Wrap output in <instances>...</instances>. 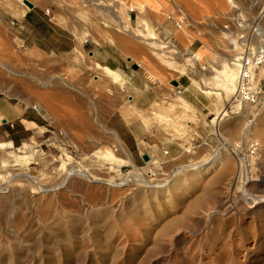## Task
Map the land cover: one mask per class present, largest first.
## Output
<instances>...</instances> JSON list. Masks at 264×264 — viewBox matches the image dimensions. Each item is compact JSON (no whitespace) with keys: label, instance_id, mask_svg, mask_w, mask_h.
<instances>
[{"label":"rangeland","instance_id":"obj_1","mask_svg":"<svg viewBox=\"0 0 264 264\" xmlns=\"http://www.w3.org/2000/svg\"><path fill=\"white\" fill-rule=\"evenodd\" d=\"M137 1L31 0L55 22L78 32L80 44L68 53L31 48L0 22V62L18 74L0 67V102L27 110L38 122L24 121L29 131L21 140L18 134L0 135V186L5 184L0 187V264H264V210L250 216L248 204L241 201L242 193L253 199L264 197L263 146L250 132L264 114V106L249 109L240 133L229 137L240 146L226 145L222 133V124L246 106L234 100L240 43L231 16L236 12L255 16L264 5L250 10L245 0H141L144 7H139ZM21 8H28L24 0H0V10L16 17ZM183 14L193 21V30L177 27L176 20ZM160 25L164 27L158 29ZM85 39L111 44L138 61L151 79L169 86L170 92L163 93L155 105L158 109H152L160 123L181 125L195 110L176 91L171 78L182 76L209 96L217 95L202 88L218 92L223 108L214 120L218 126L209 139V152L200 156L198 148L187 142L186 157L173 166L165 160L134 157L106 121L129 102L127 79L119 71L114 82L102 77V67L88 46H82ZM195 39L200 40L199 48L185 53ZM60 75L65 82L43 84ZM258 75L264 76V65ZM3 117L0 113V125ZM106 129L118 135L126 153ZM176 131L186 134L184 129L176 127ZM13 137L12 148L6 143ZM254 141L259 150L251 153ZM228 148L237 155L230 157L235 174L224 178L228 185L224 179L217 185L210 179L213 175L207 174L189 186L178 184L170 193L154 197L135 175L133 165L144 175L154 172L149 183L157 185L174 178L178 166L201 164L217 150ZM241 159L247 165V181ZM72 168L86 176L76 175L68 189L62 188ZM178 177L183 179L184 173ZM125 180L127 186L117 187ZM217 186L228 187L223 191L230 194L233 212L225 222L218 224L213 215L206 223L196 212L220 209L217 202L224 194L206 206L210 189ZM40 187L49 192L42 193ZM204 224L210 229L201 237ZM213 235L220 240L215 238L214 254H210Z\"/></svg>","mask_w":264,"mask_h":264},{"label":"crops","instance_id":"obj_2","mask_svg":"<svg viewBox=\"0 0 264 264\" xmlns=\"http://www.w3.org/2000/svg\"><path fill=\"white\" fill-rule=\"evenodd\" d=\"M34 5L30 8L26 4L28 8H21L20 17L0 10V22L31 48L68 53L79 46V34L73 27L55 22L47 10L40 5ZM162 27L164 25L158 26V29ZM168 35L171 33L169 32ZM199 43L200 40L195 39L185 53L198 49ZM82 46L83 48L88 46L91 57L102 69L114 73L119 71L127 79L130 87L129 102L117 108L106 118V121L108 126L117 131L134 157L139 155L142 161H146L143 155L148 154L149 157L165 160L173 166L177 160L186 157L184 145L187 142L193 143L198 148L200 156L209 152L212 146V141L209 139L218 126V114L223 108L222 101L217 96L201 93L192 82L182 76L171 78V83L172 80H178L177 86L173 84L176 91L195 110L193 116L183 120L181 125L173 124L171 121L160 123L152 115L154 113L152 109H158L155 105L163 93L170 92L169 86L159 79H151L138 61L124 56L109 43L101 44L93 39H85ZM27 112L25 109L12 108L8 103L0 102V113L4 116L0 125V135L18 134L21 140L23 138L21 136H25L29 131L24 121L38 125L36 118L27 115ZM215 119L217 120L214 121ZM176 127L186 130V134L178 133ZM15 141L13 137L6 144L13 148Z\"/></svg>","mask_w":264,"mask_h":264},{"label":"bare ground","instance_id":"obj_3","mask_svg":"<svg viewBox=\"0 0 264 264\" xmlns=\"http://www.w3.org/2000/svg\"><path fill=\"white\" fill-rule=\"evenodd\" d=\"M138 1H141V0H138ZM137 1V2H138ZM241 1V0H240ZM242 2V1H241ZM245 4H246V8L248 7L250 10L252 9H255L256 10V8H258L259 6H263L264 4V2H263V0H245V1H243ZM243 3V4H244ZM139 7H144V5H142V3L141 2H138V4H137ZM260 9V8H259ZM254 10V11H255ZM253 11V12H254ZM256 12V11H255ZM262 12H264V11H262ZM181 13V12H180ZM262 14V13H261ZM263 15V14H262ZM263 17H264V15H263ZM153 38L154 39H156V36L154 35L153 36ZM239 43H240V41H238ZM175 47V46H174ZM175 48H177V47H175ZM194 56V55H193ZM195 59H196V61L197 62H199L200 61V58H196V55H195ZM236 62V61H235ZM0 67L1 68H3V69H5L6 71H8V73L9 74H11V75H13V76H18V74H15L11 69H9L8 67H7V65H5L3 62H0ZM102 77H107L109 80H111V81H116V79H117V77H118V75L116 74V73H114L113 71H110V70H108V69H103V72H102ZM120 77V76H119ZM62 81L63 80V82H65L64 81V79L61 77V75L60 76H54V77H52L48 82H43V84L44 83H48V85L50 84V83H55V82H58V81ZM42 83V82H41ZM45 86H47V84L45 85ZM202 90L204 91V93L206 92V93H208V94H210V95H219V93L218 92H216V91H213V90H210V89H204V88H202ZM240 105H242V106H244V103H241V102H238ZM237 103V104H238ZM263 108V107H262ZM245 110H244V112H241V113H239L236 117H234V118H228L225 122H224V124H222V133H223V135H224V137H226V145H232L233 143H231V141H230V139H229V137H231V136H234V134L235 133H240L239 131H241L240 129L242 128V126L244 125V123L246 122V117H247V111H249V109H251L250 108V106H245V108H244ZM260 110H261V108H260ZM252 129L250 130V132H251V135H252V137H253V139H257V140H259L260 141V143L262 144V149H260V153H262L263 154V152H264V114L257 120V122H256V124H254V126L253 127H251ZM107 130V129H106ZM107 134H109V135H112L113 136V138H114V140H115V142L117 143L116 145L123 151V152H125L126 153V149H125V147H124V145H122V143H121V141L119 140V137H118V135L117 134H115L114 132H111V131H109V130H107ZM237 135V134H236ZM229 140V141H228ZM238 141V140H237ZM255 142V141H254ZM258 143V142H257ZM233 145H235V147H238V146H240V144H238V142H236L235 144H233ZM260 146V145H259ZM258 148V147H257ZM261 148V147H260ZM233 150V149H232ZM258 150H259V148H258ZM233 152L231 151V148L229 149H226V150H217L215 153H213L212 155H210L209 157H207L204 161H203V163H201V164H190V165H186V166H178V168H177V172H176V176L174 177V178H172L171 180H168V179H166V180H163V181H161V182H159L157 185H153L152 183H149V180L146 178V176L143 174V173H141L137 168H135L136 169V171H137V174H136V176H137V181H138V183H140L141 184V186L143 187V188H145V189H147V191H149V193L151 192L152 193V195H154V197L156 196V195H158V194H168V193H170L171 191H172V189L175 187V186H177L178 184H182V185H184V186H189L192 182H195V181H198L200 178L202 179V177H204L205 175H207V174H212L213 175V177L211 176V178L210 179H213L212 181L214 182V183H216V182H218L220 185L222 184V179H226L227 177H228V180L230 179L229 177H231V174H235V173H233V171L232 170H230V168L232 167V165L234 164V163H231L230 162V159L232 158V157H234L233 156V154H235V153H233ZM236 155V154H235ZM128 156V155H127ZM237 156V155H236ZM231 157V158H230ZM128 158L131 160V162H133L132 161V159L128 156ZM150 159V158H149ZM149 161V160H148ZM231 161H232V159H231ZM240 161V160H239ZM264 161V160H263ZM134 167H135V165H133ZM234 166V165H233ZM240 166H241V168H242V172H243V174H242V176H244V178L246 179V181L249 179V176H248V170H247V165H246V162H245V160H243V159H241V162H240ZM235 168V167H234ZM233 169V168H232ZM188 171V173L186 174V172ZM230 171H231V173H230ZM135 172V171H134ZM180 173H184V178L182 179V177H178V175L180 174ZM240 173V172H239ZM228 174H230V176H228ZM23 175V174H22ZM76 175H85L86 176V174L82 171V170H80V169H76V168H72L71 170H70V172H69V174L67 175L68 177H67V179L63 182V184H62V188H66V189H68L67 187H68V185H69V182H70V180H71V178H73L74 176H76ZM17 176V175H16ZM24 176H28V177H31L30 175H28V174H25ZM227 176V177H226ZM176 177H178V178H176ZM210 177V176H209ZM233 177V176H232ZM231 177V178H232ZM31 178H33V177H31ZM13 179H15L14 177H12L11 179H10V182L13 180ZM207 179V178H206ZM224 179V180H225ZM228 180H225V182L226 181H228ZM233 180V179H232ZM209 181V180H208ZM35 182V181H34ZM207 182V181H206ZM70 183H72V182H70ZM228 182H226V185H228L227 184ZM229 183H230V181H229ZM139 184V185H140ZM213 184V183H212ZM217 184V183H216ZM73 185V184H72ZM71 185V186H72ZM128 185V181L127 180H125V181H123V182H121L119 185L117 184V187H119V188H121V187H125V186H127ZM138 185V186H139ZM193 185V184H192ZM218 185V184H217ZM77 186V185H76ZM75 186V184H74V187H76ZM61 187L59 188V189H61ZM192 187V186H191ZM212 187V186H211ZM218 188H212V189H210V193H209V199H208V197H207V204H206V206H208L209 207V200H211V202H215L216 201V195H219V196H221L222 197V195L221 194H224L223 195V200H221V201H218L217 203H219V205L221 204V206L224 204L225 206H222V208H221V206H220V209H216V207H215V209L214 210H212L213 212H211V213H208V212H210L207 208V210H208V212H206V211H198V212H196V211H194V212H196V214L197 213H201V215H202V217L204 216V221L206 222V223H208V222H210L209 220H211V218H212V216L213 215H217L216 217L217 218H215V219H213L215 222H217L218 224H220V222H223V220H224V222H225V217L226 216H228L229 214L231 215V209H229L230 207H231V204L229 205V202H230V194H225L226 192L225 191H223V190H225V188L223 189V188H219V186H217ZM222 187H223V185H222ZM130 188V187H129ZM228 188V187H227ZM227 188H226V190H227ZM230 188V187H229ZM40 189H41V191H42V193H45V194H47V192H49L47 189H45V188H42V187H40ZM128 189V188H127ZM206 189V188H205ZM221 189H222V191H221ZM50 190V189H49ZM131 190V189H130ZM209 190V189H208ZM229 190V189H228ZM137 191H139V190H137ZM136 191V192H137ZM145 191V190H144ZM208 192V191H207ZM222 192H224V193H222ZM145 193V192H144ZM148 193V194H149ZM229 193V192H228ZM134 194V193H133ZM138 194H140V191H139V193ZM147 194V193H146ZM150 195V194H149ZM133 196V195H132ZM131 196V197H132ZM142 196H145L146 197V195H142ZM218 196V197H219ZM130 197V196H129ZM147 197H148V195H147ZM215 197V198H214ZM133 198H134V196H133ZM214 198V199H213ZM10 199V198H9ZM124 199V198H123ZM206 199V198H205ZM230 199V200H229ZM199 200V199H198ZM241 201H242V204H243V202H244V204H248V209H250V216H251V214L252 215H256L257 213H260L262 210H264V197H259V198H252V197H250L248 194H246V193H242V198H241ZM237 202V201H236ZM246 202V203H245ZM240 203H238V205H239ZM218 205V206H219ZM235 206V205H234ZM240 206L242 207V205L240 204ZM210 207H212V206H210ZM237 207V206H236ZM235 207V208H236ZM234 208V207H233ZM232 208V209H233ZM203 209V208H202ZM245 209V208H244ZM238 210V209H237ZM245 211V210H244ZM233 212V211H232ZM238 212V211H237ZM247 213V212H246ZM234 214H236V213H234ZM233 214V215H234ZM194 215V214H193ZM229 215V216H230ZM192 216V215H191ZM197 216H198V214H197ZM260 216H261V214H260ZM201 216L199 215V218H200ZM214 217V216H213ZM253 217V216H252ZM261 218V217H260ZM202 219V218H201ZM189 220V221H188ZM187 220V222H190V219H188ZM212 220V221H213ZM203 221V220H202ZM203 221V222H204ZM186 222V223H187ZM238 222V221H237ZM212 225V224H211ZM214 225V224H213ZM205 226V227H204ZM204 226H203V228L201 229V237L202 236H205V235H208L207 234V232L209 233V227L208 226H206L205 224H204ZM189 235V234H188ZM214 236V235H213ZM216 236V235H215ZM214 236V238H211L210 239V243H209V248H211L212 246H213V244H214V242H215V240L216 239H219L220 240V238L218 237V238H216ZM205 238V237H204ZM216 238V239H215ZM207 239V238H206ZM205 239V240H206ZM204 240V241H205ZM209 240V239H208ZM207 240V241H208ZM206 243V242H205ZM208 243V242H207ZM183 249V248H182ZM209 252H210V254L212 253V254H214V249L213 248H211V249H209ZM210 254H208V255H210ZM227 256V255H226ZM174 262H176V261H174ZM178 262V261H177ZM192 263V262H191ZM173 264H175V263H173ZM178 264H180L179 262H178Z\"/></svg>","mask_w":264,"mask_h":264},{"label":"built area","instance_id":"obj_4","mask_svg":"<svg viewBox=\"0 0 264 264\" xmlns=\"http://www.w3.org/2000/svg\"><path fill=\"white\" fill-rule=\"evenodd\" d=\"M262 11L264 9L251 17L243 16L239 12L231 16V24L237 29L236 38L240 41V50L235 56L238 73L234 100L250 106L251 111L264 106V76L259 77L258 75L260 68L264 65V17L262 15L264 12ZM168 17L171 18L172 15ZM193 24V21L185 14L180 15V18L176 20V25L180 29L193 30ZM229 26L230 24H227L225 28ZM257 147L258 144L252 142L250 144L251 153H256ZM148 173L145 175L150 181L149 177L154 176L155 173L151 171Z\"/></svg>","mask_w":264,"mask_h":264},{"label":"water","instance_id":"obj_5","mask_svg":"<svg viewBox=\"0 0 264 264\" xmlns=\"http://www.w3.org/2000/svg\"><path fill=\"white\" fill-rule=\"evenodd\" d=\"M24 2L30 7V8H33L35 5H34V3H32L31 1H29V0H24ZM20 41H22V39H20ZM172 84H174V85H178V80H172ZM4 122H6V120L4 119ZM143 158H144V160H146V161H148L149 160V155L148 154H144L143 155Z\"/></svg>","mask_w":264,"mask_h":264}]
</instances>
